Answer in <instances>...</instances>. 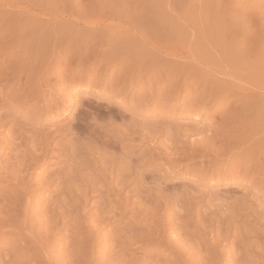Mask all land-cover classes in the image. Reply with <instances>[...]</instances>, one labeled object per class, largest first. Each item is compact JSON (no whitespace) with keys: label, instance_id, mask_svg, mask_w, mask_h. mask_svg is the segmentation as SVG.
<instances>
[{"label":"rangeland","instance_id":"1","mask_svg":"<svg viewBox=\"0 0 264 264\" xmlns=\"http://www.w3.org/2000/svg\"><path fill=\"white\" fill-rule=\"evenodd\" d=\"M12 2H14V6ZM158 30L161 31H159L160 34L157 33ZM115 40L118 42L115 43ZM127 41L130 42L129 44L132 48L127 46ZM120 42H123V45ZM144 42L147 43L144 44ZM109 43H111L113 47H111ZM131 43L134 44V47ZM37 46H39V48ZM163 46L168 48V50L171 49V52L168 51L169 55L171 54L170 56L168 55L167 57V52L164 54L156 49V47L161 49ZM153 47L154 50H152ZM29 52L31 53L29 54ZM41 52L43 55L41 59L38 60L37 66H35L36 70L39 67L38 69L41 68L40 70L43 71L42 74L40 73L38 75L44 76H42L44 80L41 83V97L36 98V94L34 93V95H31V102H27L23 110H14L10 107L6 108V105H3L4 102L0 94V114L9 112L13 115H11V121L8 120L10 125H12L14 121H17L27 124L28 126H26L33 130H52L54 132L57 131L54 135H60L66 133H64L63 128L79 121L85 123L89 130L95 129L97 125L102 126L112 122L116 125H122L125 122L129 125L131 122H135L144 127H148L147 124H149V127L152 129L154 126L157 130H153L159 131L160 135H162V140L160 141L165 140V137L167 138L170 133L168 131H172L171 134L173 135L177 130H190V126L194 131L193 133L190 130L193 133L191 136L193 138L191 139H199L200 136L195 131L196 128L198 130L199 128L206 130L209 118L211 115L213 116V112L216 111L219 105L220 107L222 106L221 109L223 110L218 114L217 118L221 119L225 115L230 117L233 112L232 110L238 103L236 101V96H230L231 93L228 95L227 100H225L226 102L219 103L220 100L217 99L219 98L218 96L214 97L213 101L210 99L212 97L206 100L207 96L204 97L202 94L200 96V92H195L193 90L201 86L203 90V85L206 83L208 86L210 84L212 87L217 85L212 78L218 79L220 76L221 77L217 80L218 83L220 81L221 83L231 82L232 79L226 75H222V73L213 76L215 72L213 73V70L209 69V67L213 68V64L217 67L213 69L215 71L217 69L219 72L220 69L218 70V68L223 64L222 67L224 69H222V72H224V70L228 71V68L231 71L233 65H235L232 62H237L241 58L245 57L246 59V57L250 56L247 59H249V61H254V59L258 60L259 57H264V0H0V74H4L6 71L5 73L8 72L9 75L14 65L12 60H9L13 58V56V61L16 60L14 66H18L21 65L19 61L21 57L19 56L33 58V55L38 56ZM147 52H150L152 55L147 56ZM126 53L128 54L126 55ZM197 53L199 55H197ZM208 54L209 57L211 59L214 58V60L208 59ZM240 54H243V56ZM260 54H263V56ZM200 55H206L208 57V61L205 59L206 57L203 58V60L207 61V66H209L207 68L210 73L206 70V67H204L205 65L202 66L205 61L201 62L200 59L202 58H200ZM145 56L147 57L146 59H152V63L154 62L155 66L152 67L153 64L151 65L152 71L154 70V72L151 71L152 76L148 74L150 68H147L148 70L146 69V67H149L148 65H145L141 70L140 68L137 69L138 63L143 62L140 60L143 58L145 59ZM190 56L191 58L192 56L194 57L192 59L196 63L192 62ZM228 56L232 58L229 59ZM255 56L257 58H255ZM226 57H228L229 60L232 59L231 64H229L230 61L228 62ZM217 59H219L220 64ZM262 59L264 60V58ZM178 62L179 64H177ZM186 62L189 66L185 64ZM197 63L202 66H200L202 69L199 70V65ZM225 64L228 65V68L224 67ZM236 65L238 64L236 63ZM193 66L195 69L197 66V71H200L198 72L199 74L196 70L194 71ZM203 68L206 70L205 72H208L206 77L209 80L204 79L202 81L204 78H202ZM180 71L182 75L179 73ZM139 72H142L144 75L140 73V76ZM211 72L213 73V77L209 76ZM134 73L137 74V77H134ZM13 74L14 72H11V75ZM146 74L150 75V77L148 78ZM190 74L192 76H189ZM199 75H201V77ZM196 76L200 78L201 82L199 78L196 79ZM184 77H189L190 79L186 82ZM26 79L27 77L24 78V80ZM195 80H198L200 85L196 82L197 85L195 86ZM210 80L216 84L212 85L213 83L211 84ZM257 81L258 82L255 81L256 84L252 83V86L249 84L243 87L247 86L244 90L250 92L248 89H251V91L253 89L252 93H255V95H252L251 92L250 94L246 92L247 94L245 93V95H252L251 97L258 95L254 99L250 97L249 99L253 102L257 99L253 106L260 109L264 107V75L262 77L259 76ZM185 82L189 83L186 84ZM221 83L218 85L224 88V83L222 86ZM3 84L4 82L1 83V85ZM255 85H258V89ZM260 85L262 87H260ZM23 87H26V85L24 84ZM201 88L199 89L201 90ZM30 89H32V87L27 90L29 91ZM188 89L192 90V92H190V90L188 91ZM9 90L10 88L6 87L5 92ZM150 90H153L154 93L157 91L156 94L153 93L156 101H148V92ZM163 90L165 92L167 91V93L164 92V94H168V97L165 95L160 97ZM254 90L256 92H254ZM159 91L160 95L158 94ZM172 91L175 92L173 93ZM21 92L22 90L16 91L11 94L10 97L15 98ZM185 92L187 93L185 94ZM169 95H172V98ZM240 95L243 94L241 93L237 97L243 98V96ZM184 96L187 97V99H184ZM196 96H198V98ZM56 97H60L63 101V105L59 112L52 113L49 117L41 116L34 120L27 119V108H29L31 103L36 102V104L38 103L41 105L44 98L54 99ZM194 97L196 100L198 99L197 102ZM200 98L202 101L199 100ZM234 99L236 102L234 101V103L231 104ZM203 100L207 102H205L206 104L204 105V107H206L205 110L208 111H206V114L197 117L195 111L184 110L183 112L182 107L184 105V108H186L187 102L188 105L195 102L194 104L197 106L195 108L198 109L201 106L198 102L203 103ZM184 101L186 104H184ZM251 101L249 103H253ZM257 102H259V106L261 105L262 107L255 105V103L258 104ZM253 106L251 104V107ZM259 109L257 112L254 108L253 111L256 119L255 117L253 118L256 122L258 121L257 123H264V117L262 116V119H260V115L264 113V108H262L260 112ZM253 111H250V113H253ZM256 113H260L258 115L260 118L257 119ZM251 115L253 116V114ZM124 120L125 122H122ZM255 120L252 122L254 123ZM160 124L163 126L161 127ZM178 125L181 126L179 127ZM157 126H159V128ZM176 126L182 129H177ZM186 126L188 127L184 129ZM87 134L88 132L83 133V135ZM233 134L232 132L231 135ZM256 136L255 138H257ZM70 137V135L67 136L68 139ZM250 142H248V145L244 148L247 152H249ZM123 143L132 145L136 151H142L146 147H151L150 141L145 142L141 138H124ZM238 145L239 144L236 146ZM240 148L238 149L240 150ZM238 149L237 151H239ZM241 149L244 153L239 151L240 154H238L240 157L247 153H245L243 148ZM172 151H175V149ZM9 152L15 154L20 152V150H13L11 152V149L7 147L4 156L0 159H3L5 154ZM239 155L235 156V158L233 157L232 160H227L225 159L226 157H222L218 165H216V159H214L211 154L195 156L192 160L186 162L182 161L177 165H172L170 162L165 161L166 166L163 167L158 166V163L155 161L149 163H145L146 161L142 162L144 164L139 166V168L141 167L140 169H143L144 180H146L144 183L151 185L149 187V185L144 184L142 187L147 186L148 191L152 188V191H149V193L146 190V196L148 195L150 198L152 196L151 199H153V202L155 201V204L157 203V205L154 206V212L157 211L158 214L155 213V215L153 211L148 210L150 214L153 213L152 215L155 216H147L145 217L146 219L137 217L135 221H141V227L143 228L157 230V225L161 227L159 219L164 216L165 212L162 213L160 211H164V208L167 214L166 217H172L171 219L174 220V224H171L172 226L170 225L171 230H169L170 227H168L167 234L169 238H173V240L175 238L176 240L174 241H177L181 234V229L179 228L182 225H188L187 241H185L184 244L189 248V244L193 243L190 242L187 244L188 240H196L197 246L201 245L200 247H202L203 254L200 255L202 259L200 257L198 258L199 254H192L195 250L191 249V251H193L190 254V250L188 249L189 251L186 253L187 257H185L186 260L190 259L191 261L192 257L195 256L194 260H196V258L199 260L205 258L206 260L204 259L203 261L206 262L202 263L211 264L209 263L211 262V254H218V264H225L227 260L228 264L231 262V264H240L244 263V261V264H264V157L261 159L263 169L261 168L258 174L257 171L260 169L255 167L252 168L251 164H249L250 162H245V165L242 164L244 161L242 162L243 159L240 158ZM60 166L62 165L49 164L46 165L42 171L55 170L60 168ZM144 171H146V173L149 172L148 174H150V171L152 173L154 172L155 175L151 173L152 175H150V178L148 174H146L147 176L145 175ZM151 179H153L154 182ZM145 188H143V190H145ZM52 189L53 188H50L48 192L47 190L45 191L46 198L43 197L41 209L45 208L48 201L51 199H49L47 194H53ZM130 190L131 189L126 190V192L122 194V197L134 201V197H137V194L135 196L134 193H131V196L128 194ZM127 194L130 196L127 197ZM160 195L163 197H160ZM92 203L93 201L87 206L90 212L95 210V208L92 207ZM129 203L131 202L129 201ZM158 204H161V206H158ZM162 206L163 208L160 210ZM143 207L145 208V206ZM144 208L141 206V213H143L142 210L144 211L146 209ZM129 210L130 209L127 210V213L125 209L123 210V212L126 213H124L123 216L124 222H128L133 215V212ZM158 210L160 211L158 212ZM145 211L144 212L147 213L145 215H149L147 209ZM159 215L162 216L159 217ZM112 226L105 227L103 233L106 234L108 230L111 231L113 228ZM55 233V237L59 242L61 240L64 241L63 237L65 231L61 233L55 231ZM103 233H101V236ZM188 233L193 235L191 236V234L189 235ZM57 234L60 235L58 236ZM62 235L63 237H61ZM195 235L196 237H194ZM5 236H7L6 239ZM8 237L9 239H7ZM15 237H17L16 234L12 236V233H6L2 236L3 239L0 240V264L3 260L8 259H6L5 256H9L13 253ZM192 237H194L193 240ZM10 238H12L11 241ZM4 239L7 242H5ZM101 239H103V237ZM109 240L107 243H113L112 240ZM62 241L60 243L57 241V244L53 242L52 244L54 247L51 246L52 244L46 247L47 249L50 248V250L52 248L56 250H51V252L54 251L51 255V259H55L54 261L59 258L60 254L61 257L59 260H63L62 257L65 252H63L61 248L63 244ZM246 243H250L249 246L252 245V247L247 246L248 244ZM210 245L212 247L215 245V248L213 247V249H210L212 248ZM218 245H221L223 249L221 246L220 249ZM99 246L95 248V252L98 254L97 257L100 256L98 260L103 258V256L108 258L111 254L110 251L112 247L100 252V248H102L103 245L101 244ZM182 246L184 247V245ZM130 247L132 248L131 255L135 254L140 257L153 256L155 258L157 257V259L164 257L160 251H155L151 248L148 252L147 248L137 247V245ZM166 248L165 245L162 247V249ZM255 248L256 251H254ZM209 249L215 252L209 251ZM50 250L48 249L49 255L51 254ZM205 250L212 253L210 254ZM221 250L223 251V255L221 254ZM217 251H219V253H216ZM29 252L30 251L27 253L29 254ZM104 252L106 254H104ZM206 252L207 256H204ZM32 253H34L33 250H31L30 254L32 255ZM170 253H172V250ZM28 254H26L25 257H28ZM173 254L174 253L171 254V258L177 259V255L175 254L173 256ZM242 254H246L247 256ZM55 256L57 257L55 258ZM208 256L209 258H207ZM235 257L238 258L239 262L234 261ZM33 258H36V261H40L39 259H41V256L40 258L39 256H33ZM207 259H209V262ZM95 261L98 262L96 259ZM191 262L195 261L192 259ZM184 263L185 262H182V264ZM28 264L35 263L30 261Z\"/></svg>","mask_w":264,"mask_h":264},{"label":"bare ground","instance_id":"2","mask_svg":"<svg viewBox=\"0 0 264 264\" xmlns=\"http://www.w3.org/2000/svg\"><path fill=\"white\" fill-rule=\"evenodd\" d=\"M13 3L14 2H12V4ZM159 31L160 30L156 32L159 33ZM117 42L118 41L115 40V43ZM22 43L24 44L23 41ZM28 43L30 44L29 41ZM120 43L122 44L123 42H120ZM129 43L130 42L127 43V46L129 48H132ZM146 43L147 42H144V44ZM131 44L132 46L134 45L133 43ZM37 47L39 48V46ZM111 47H113L112 44H111ZM154 47L152 48V50H154ZM163 48L158 49L156 47L158 51H161L164 54L165 52H167L168 54L166 53V55L168 57L169 55L168 51H170L171 49L168 50V48L164 46ZM41 50H44V49H41ZM150 52H147L148 54L147 56L152 55ZM30 53L31 52H29V54ZM127 54L128 53H126V55ZM243 54L242 55L240 54V55L243 56ZM42 55H43L42 52L39 53L38 56L33 55V58L35 60L32 57L23 56L24 57L23 58L22 56H19L21 57V59L19 60L21 65H18V66L17 65L14 66L16 64L14 63L16 62V60L13 61L14 56L13 58H10L9 61L12 60L14 65L13 64H12L13 66L10 65L12 66V70L10 71L9 69L10 71L9 75H8V72L5 73L6 71L5 72L3 71L4 74H0V94L2 96V101L4 102L3 105H6V108L10 107L14 110H23L27 102L29 103L31 102L30 98L32 94L34 95L35 93L36 98L41 97L40 96L41 83L44 80L42 79L44 76L42 75L43 76L42 77L38 75L40 73L42 74L43 71L40 70L41 68L38 69L39 67L36 70L35 66H37L36 64L38 63V60L41 59ZM197 55L199 54L197 53ZM202 55H203V51H202ZM260 55L263 56V54H260ZM207 56L209 57V54ZM207 56L200 55V58L202 59L200 58L199 59L201 60V62H203L205 61L203 60V58L206 57L205 59L207 60L208 58ZM256 56H259V55H256ZM256 56L255 58H257ZM228 57H226V59H228ZM249 57L250 56L246 57V59L245 57L241 59L239 58L240 60L237 62L235 61L232 62V59L229 60L232 57H229V59L227 60L228 62L230 61L229 64H231V62L235 64L233 65V68L231 67L232 68L231 71L228 68V65L225 64L224 67L228 68V71L224 70V72H222V69H224L222 67L223 65L222 62H221L222 65H220L222 68L220 66H219L220 68H218V70L220 69V72L217 71L216 69L217 73L213 69L214 67L217 68L215 64L210 63V64H213L212 65L213 68L211 67L212 69L209 66H207L208 60L205 61L204 64L202 65V66L205 65L204 67H206V70L209 73L210 71L208 70L207 67H209L210 70H213L212 71L213 73L215 72V74L211 72V75L208 74L209 76L213 77L214 75L218 73H222V75H226L230 77L232 80L229 83L223 82L224 83L223 85V83H221L220 81L222 78L219 80L220 81L219 83L217 82V80L221 76L219 78L217 77L218 79L212 78L213 81L215 80L217 85L221 83V86L223 85L224 88H221L219 85L218 86L214 85L216 83L210 80L211 84L213 83L212 85L214 86L212 87L210 86V84L208 86V84L206 83L207 85L206 84L203 85V90L201 88L202 86L199 87L201 88L200 90L198 87L196 89L194 87V85L195 86L197 85L196 82L199 83L200 81V78L198 77L199 81L195 80V83L193 85L195 90L193 91L200 92V96L201 94L204 95V97L207 96L206 100L207 98L209 99L210 97H212L210 99H212L211 101H213L214 97L218 96L219 98L217 99L220 100V102L218 100L219 103H222L225 100H227L228 95L231 93L230 96L232 95H234L233 97L236 96V99H237L236 101L238 105H236L237 108L235 106L236 108V109L234 108L235 110L234 109L232 110L233 112L231 111L232 115L230 117H227L225 115L227 118L225 116H223L222 118L220 117L221 119L217 118L218 114H220V112L223 110L221 109L222 106L220 107V105L216 109L215 112L212 111L214 114L211 112L213 116L209 113L211 117L209 118L207 129L203 130L199 128L198 130L196 128L195 130L197 134H199L200 136L199 139L197 138L191 139L193 138L191 136L194 133V131L192 130L193 128L191 129V127L189 126L190 130L193 132L192 133L190 130L186 129L188 127L186 126L185 128L183 127L184 129H186L185 131L177 130L178 132L176 131L175 134L173 133L174 136L171 134L172 131H168L170 133L168 136L166 135L167 138L165 137V140L160 141L162 140V135H160L159 131L153 130V129H156L154 128V126L152 129L151 127H149V124H147L148 127H144V126H140L138 123H135V122H134L135 124L131 122V124L128 125V123H126L125 120L122 122H125L126 124L121 123L122 125H116L112 122V123H108L107 125H102V126L97 125V127L93 130H89L88 126L86 127L85 123L79 121V122L72 123L66 128H63L64 133L66 132L65 134L62 133L60 135H54V133L57 131L54 132L52 130H47V131L33 130V129L28 128L27 124L19 123L17 121H14V122L12 121L13 124L10 125L8 120H10L12 114L9 112H4L0 114V158L4 156V153L7 147L11 149V152L13 150H20V152L15 153V154H12L10 152L6 153L5 157L3 159H0V237H1L0 240L3 239L2 236H4L6 233L7 234L12 233V236L13 234H16L17 236L14 239L15 246L13 248L14 249L13 253L11 252L12 253L11 255L5 256V258L6 259L8 258V259L3 260L1 264H28L30 261H32L35 264H63V261H64V264H67V263L69 264H182V262H185L184 264H205V263H202V262H206V261H203L205 258L201 260L202 256L200 257V255L203 254L202 247H200L201 245L197 246V243L195 242L196 240L194 241L188 240L187 244L190 242L193 243V244L190 243L192 246L189 244L190 246L189 248L186 246V244H184L185 241H187L186 236H188L187 235L188 225H182L179 228L181 229V234L179 233L180 235L177 241H174L176 240L175 238L174 240L173 238L172 239L169 238V235L167 234L168 227H170L171 224L172 225L174 224L173 223L174 220L171 219L172 218L171 216H170L171 218L166 217L167 216L166 210L163 208V206L160 208V210H162L163 208L164 211L158 210V212L159 211L162 213L165 212V214L163 217H161L162 215L161 216L159 215V217H161L159 219L161 227L157 225L156 227L157 230L155 229L149 230L147 228H143L141 227V221H138V220L135 221L137 217L144 219L147 216H151L153 213L150 214L148 210L154 212L155 210L154 206L157 205V203L155 204V201L153 202V199H151L152 196L151 198L148 197V195L146 196V193H147L146 190L148 191L147 186H145L146 188L142 186H144V184H147V183H144L146 182V180H144V174L142 171L143 169L141 170L140 169L141 167L139 168V166L143 165L144 163L142 162H145V161H146L145 163L155 161L158 163V166L160 167L166 166L165 161L170 162V164L172 165H177L182 161L186 162L188 160H192L195 156H204L206 154H211L213 158L216 159V165H218L222 157L223 158L226 157L225 159L227 160L228 159L232 160L233 157L235 158V156L240 154L239 151L242 150L241 148L243 149L246 148L245 146L248 145L247 143L252 141L249 143V150H248L249 152H247L246 149H244L245 153L246 152L247 153L244 155H241V157L239 155V157L243 159L242 162L244 161V163L242 164L245 165V162H250L249 164H251L252 168L255 167V168L260 169L257 171V173L259 174L264 164V163L262 164L261 162V159L264 157V123H257L258 121L256 122L255 120L256 116H254L253 110L255 108V110L257 111L259 108H256V106H253V105L257 99H255L254 102L249 99V97L254 99L258 95L251 97L252 95H255V93L254 94L252 93L253 89L252 91L251 89H248L250 90L252 95H249V96L245 95L247 91L244 90V88L246 89L247 86L245 87L243 86L249 85V84H251L252 86V83L256 84L255 81L258 82L257 81L258 77L259 76L262 77L264 75V60L262 59L264 57L262 58L259 57L258 58L259 61L257 59L256 60L254 59V61L253 60L249 61V59H247ZM146 58H147L146 56H145V59L143 58L144 60L141 58L142 60L140 61H143V62L138 63L139 67L137 65L135 66H137V69L140 68L141 70V68H144L145 65H148L149 67H146V69L150 68L149 71L151 72L152 71L151 65L153 64L152 67L155 66L154 62L152 63L151 61L152 59L150 60ZM192 58L194 57L192 56ZM192 58L190 56V59L192 60V62H195L193 61ZM208 59H211V58L209 57ZM211 60H214V58H212ZM211 60L209 61L212 62ZM217 60L219 61V59ZM218 63L220 64V61ZM236 63L238 65H236ZM44 64H45V61H44ZM177 64H179V62ZM185 64H187V62ZM200 66L201 65H199L198 67L199 70L202 69L201 68L202 66L201 67ZM198 68L197 66H196V69L194 67V71L195 70L197 71ZM206 70L204 69L202 73L203 75L201 74L202 78L204 77L203 79L201 78L202 81L204 79L209 80L206 77V74L208 73V72H205ZM181 71L179 73H181L182 75ZM11 72H14V74L11 75ZM150 72L148 73L147 71V73L151 74L152 76V72H154V70L151 73ZM198 72L200 71H197V73ZM140 73L142 72H139V75ZM142 75L144 74L142 73ZM201 75L199 76L201 77ZM189 76H192V75L190 74ZM25 77H27L26 80H24ZM134 77H137V74H135ZM149 77L150 75H148V78ZM198 78L196 76V79ZM188 79L190 78L186 77L185 81L187 82ZM3 82L4 84L1 85V83ZM24 84L26 85V87H23ZM225 84H228V85H225ZM255 86L257 88L258 85H255ZM6 87L10 88V90L7 92H5ZM30 87H32V89L28 91L27 89ZM260 87L262 86L260 85ZM190 89H188V91ZM19 90H22V92L19 93L15 98L10 97L11 94ZM255 90L254 92L257 91ZM156 92L154 93L153 90H150L148 92L149 97L147 95L146 96L149 98L148 100L149 102L154 101V100L156 101V99H154L155 98L154 94H156ZM162 92H161L162 93L161 95L159 94L160 91L158 92L160 97H163L165 95L164 94L165 91L163 90ZM172 92L174 93L175 91H172ZM190 92H192V90H190ZM250 92L248 91L247 93L250 94ZM165 93H167V91ZM186 93L187 92H185V94ZM241 93L243 95H240V96H243V98L242 97L238 98L237 96ZM179 94H183V93H179ZM169 96H171L172 98V95H169ZM196 97L198 98V96ZM184 99H187V97H185ZM199 100L202 101L201 98ZM248 100H250L253 103H249L250 101ZM197 101L198 99L196 100V102ZM234 101L235 99L231 102V104L234 103ZM42 102L43 103L41 105H39L38 103L36 104V102L35 103L33 102L31 103L29 108H27L28 110L26 114H27L28 120H34L41 116L49 117L52 113L59 112L63 105V101L60 99V97H56L54 99L44 98ZM205 102L206 101H204L203 103L198 102L199 104H201L200 108L198 109L195 108L197 107L194 104L195 102L192 103L194 105H192L191 103L190 105H188V102H187L186 108H184V105H183L182 110L183 112L184 110L185 111H195V115L197 117L204 115L206 114V111H207L205 110L206 107H204V105L207 103ZM257 103L258 104L255 103V105L259 106V102ZM153 104L156 105L155 103ZM184 104H186L185 101H184ZM251 104L253 107H251ZM262 108L259 109V112ZM250 111L251 112L253 111V113H250ZM251 114H253V116ZM256 114H257V119L260 117H261L260 119H262V116L264 117V113L263 115H260V117H258L260 113L259 114L256 113ZM253 117H255V119ZM249 118L255 120L254 123L252 122L253 120ZM178 126L180 127L181 125H178ZM157 127L159 128V126ZM179 127H177V129H182ZM84 132H88V134L83 135ZM232 132L234 133L233 135H231ZM69 135L71 137L68 139L67 136ZM255 136L257 138H255ZM124 138L126 139L127 138L140 139L141 138L145 142L150 141L151 147L149 148L146 147L142 151H136L135 148L132 147V145L124 144L125 142L123 143ZM237 144L239 145L236 146ZM238 148H240V150ZM173 149H175V151H172ZM237 149L239 151H237ZM49 164H52V165L61 164L62 166H60V168H57L55 170H47L46 172L42 171L43 168ZM144 172H145V175L149 173V172L146 173V171ZM151 173L152 172L150 171V174H148L149 177L150 175L154 174V172L152 174ZM151 180L153 181V179ZM150 186L151 185H149V187ZM50 188H53L52 189L53 194H47V195L49 199L50 198L51 199L48 201L45 208L41 209V204L43 203V197L46 198L45 191L47 190L48 192ZM143 188H145V190H143ZM128 189H131L130 193L128 194L131 195V193H134L135 196L137 194V197H134L135 198L134 201H131L128 198L124 199L122 197V194H124V192H126V190ZM151 189L149 190L150 192L152 191ZM153 190H154V187H153ZM128 194L126 195L127 197L130 196ZM161 196L162 195H160V197ZM91 201H93L92 207L95 208L93 212H90V210L87 209V206L88 204H90ZM129 201L131 203H129ZM148 203H151V204H148ZM159 205L161 206V204H158V206ZM141 206L142 208H144L143 206H145L149 215H145L147 214L145 213L146 212L145 208H144L145 212L142 210L143 213H141V210H140ZM124 209L126 213L128 209H130L129 211L133 212V215L131 216V219L129 218L130 220L128 219L129 220L128 222L123 221L124 219L123 216L125 213L123 212ZM155 213L158 214L157 211H155L154 214ZM155 215H152V216H155ZM182 224H185V223H182ZM186 224H189V223H186ZM110 225L111 226L113 225L112 226L113 228L111 229V231L108 230V232L107 233L105 232L106 234H104L103 232H104L105 227L110 226ZM169 230H171V227ZM55 231H58V233L65 231L64 237L63 235L61 236L63 237V240H64V241L61 240L63 242V244L61 245L62 246L61 248H62V251L65 252L62 257L63 259L62 261H60L61 259L59 260V258L61 257L60 256L61 254L60 255L57 254L59 255V258H57L59 261L57 259L56 261H54L55 259L53 258L51 259L52 252H54V251L51 252V250L54 248L51 247L52 248L51 250L50 248H48L51 252L50 255H49L48 249L46 248L47 245L49 246L53 242L55 243L57 241L58 243L61 242V241L59 242V240L56 239ZM101 233H103L104 235L102 234L101 236ZM188 234L190 235L191 233H188ZM57 235L59 236L60 234H57ZM192 235L193 234H191V236ZM6 237L7 236H5V239ZM102 237L103 239H101ZM194 237H196V235ZM194 237H192V240ZM7 239H9V237ZM11 239L12 238H10V241ZM107 239L112 240L113 243L111 242L110 244L107 243L108 242ZM5 242L7 241L5 240ZM101 244L103 245V247L100 248V252H103L104 249H107V248L109 249L111 247H112L111 248L112 250L111 251L109 250L111 254L109 257L107 256L108 258H105V256H103V258L105 259L101 258L100 260H98L100 256L97 257L98 254H96L97 252H95V248ZM249 244L247 246H249ZM135 245H137V247L147 248L148 252L150 248L155 251H160V253H162L164 257L157 259V257L155 258L153 256L152 257L151 256L150 257L148 256L140 257L135 254L131 255L132 248L130 246L134 247ZM164 245L165 247H167L166 249H162ZM182 245H184V247ZM51 246H53V244ZM220 246L218 245V247L221 249L222 246L221 247ZM250 246L252 247V245ZM210 247L212 246L210 245ZM213 247L210 249H213ZM245 248H248V247H245ZM191 249L195 250V251L192 250L193 251L192 254H195V253L199 254V256L198 255L197 256L198 258L200 257L201 259L199 260L198 258H196V260H199V261L194 260L195 256L192 257L193 261L195 262H191L192 259L190 261L189 259L190 257L188 258L189 260L185 259V257H187L186 253L188 251L191 254L192 252ZM210 249L209 251H212ZM31 250H33L34 252L32 253V255L30 254ZM171 250H172V253H174L173 256L175 254L177 255L176 256L177 259L171 258L172 257L171 255L172 253H170ZM28 251H30L29 254L31 256L27 253ZM205 251L209 252L208 250H205ZM254 251H256V248ZM207 252H206V255L204 256H207ZM25 253L28 254V257H25L26 255ZM216 253H219V251H217ZM222 253L223 251L221 250V254ZM104 254L106 253L104 252ZM217 255L218 254H211L210 256L211 262H209V259H207L208 262L211 264H218L217 260L219 261V258ZM242 255H246V254H242ZM33 256H36V257L39 256V258L41 256V259L37 258L40 261H36V258L34 259ZM56 257L57 256H55V258ZM207 258H209V256ZM95 259L98 262H96ZM234 261H238V258L235 257ZM226 262L225 264H228V262L227 263ZM244 263H240V264H244Z\"/></svg>","mask_w":264,"mask_h":264}]
</instances>
